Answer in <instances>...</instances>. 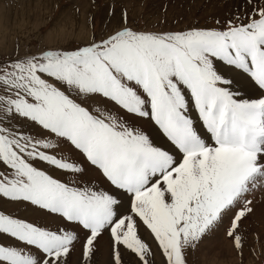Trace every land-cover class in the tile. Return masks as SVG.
Wrapping results in <instances>:
<instances>
[{
	"label": "snow or ice",
	"instance_id": "snow-or-ice-1",
	"mask_svg": "<svg viewBox=\"0 0 264 264\" xmlns=\"http://www.w3.org/2000/svg\"><path fill=\"white\" fill-rule=\"evenodd\" d=\"M105 101L150 122L152 134ZM61 141L109 187L81 183L84 168L58 151ZM257 190L264 0H244L212 27L138 30L125 16L99 41L0 61V202L46 211L82 232L0 210V264H68L77 243L81 264H91L105 232L111 264H123L122 249L152 264L142 226L164 264H188V250L229 213L225 235L242 252L240 223Z\"/></svg>",
	"mask_w": 264,
	"mask_h": 264
},
{
	"label": "rangeland",
	"instance_id": "rangeland-1",
	"mask_svg": "<svg viewBox=\"0 0 264 264\" xmlns=\"http://www.w3.org/2000/svg\"><path fill=\"white\" fill-rule=\"evenodd\" d=\"M216 1L172 0L170 6H167L170 11L163 13L162 2L164 0H0V61L26 54H37L45 49L72 50L88 43L93 37L99 41L119 27L124 22L125 16L127 23L138 30H183L192 26H215L217 20H226L243 7V4L239 5L232 11L227 10L223 15L219 13L201 15L200 11ZM157 7L161 9L158 10ZM185 16H188L186 20L188 23L183 22ZM152 22H162V27L146 29ZM172 24H174L173 28ZM94 99L99 101L101 98ZM104 103L107 104L106 101ZM107 106L114 112H120L114 105L107 104ZM120 114L152 134L150 122L128 116L123 112ZM192 116L197 118L194 111ZM58 151L70 156L72 160L83 166L84 172L78 177L81 183H93L98 188L109 187L99 171L70 144L61 141ZM50 171L61 179L76 178L55 169H50ZM249 198H254L253 207L255 209L264 212V190H257L254 197ZM0 210L39 222L53 230L58 227H68L81 232L78 227L67 224L62 218L32 206L0 202ZM255 215L252 212L240 223L239 234L243 238L242 252H238L233 242L225 237L228 245L232 243L233 252L231 254H209L201 248L200 240L194 249L188 250V264H264V217L260 214L259 217ZM231 217L232 213H229L224 220L228 221L226 223L223 221L220 225L224 231ZM144 231L146 229L142 226L140 236ZM96 247L97 251L91 264H111V242L107 232L99 238ZM121 254L123 264H138V259L133 254L123 249ZM150 259L152 264H164L162 256L156 258L154 252ZM68 264H81L79 243L68 257Z\"/></svg>",
	"mask_w": 264,
	"mask_h": 264
},
{
	"label": "bare ground",
	"instance_id": "bare-ground-1",
	"mask_svg": "<svg viewBox=\"0 0 264 264\" xmlns=\"http://www.w3.org/2000/svg\"><path fill=\"white\" fill-rule=\"evenodd\" d=\"M243 1L244 0H217L215 3L212 2L208 6V8L205 7L206 9L205 10L203 9V11H200V12H202L201 15L207 14V13L208 14L209 13H219V14H222L223 15V13L225 14V12L227 10H231L232 11L233 8L235 9V8H237V6H239V5L241 6L243 4ZM171 2H172V0H164V2H162V5H163V8L162 9L164 10L163 13L170 11V9L167 8V6H170ZM196 6H198V5L196 4ZM157 9H158V7H157ZM160 9H158V10H160ZM184 18L185 19L183 20V22H186V20H188V16H185ZM186 23H188V21ZM173 25L174 24H172V28L174 27ZM161 27H162V22H159V23L152 22L151 25H148L146 29H152V28L159 29ZM193 118H195V117H193ZM152 132H153V130H152ZM157 140L159 141V138L158 137H157ZM253 212L256 214L255 215L256 217H259V214L264 217V212L260 211L259 209L257 210V209L254 208V211ZM225 219H226V217L224 218V220ZM227 221H224V223H226ZM141 237L148 244H150V246L152 248V251L155 254V257L156 258H160L161 257V254H160V252L158 250L157 244H155L154 239L151 237L150 233L146 230V231L143 232V234L141 235ZM225 237H226L225 231L219 226L218 229H216V231L213 230V231L209 232L208 234H206V235H204L202 237V239H201V248H203L209 254H216V255L217 254H223V253L231 254L233 252V250H232V243L230 245H228L226 243V241H225Z\"/></svg>",
	"mask_w": 264,
	"mask_h": 264
}]
</instances>
